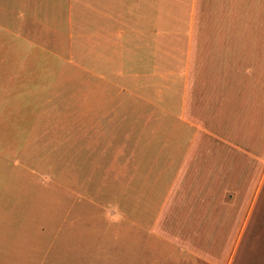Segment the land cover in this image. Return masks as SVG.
Instances as JSON below:
<instances>
[{"label":"crops","instance_id":"crops-1","mask_svg":"<svg viewBox=\"0 0 264 264\" xmlns=\"http://www.w3.org/2000/svg\"><path fill=\"white\" fill-rule=\"evenodd\" d=\"M85 11L86 35L102 36L101 82L118 90V130L134 133V178L149 180L150 197L158 191L149 209L155 226L181 227L182 237L120 230L124 220L108 223L115 235H60L62 223L52 235H30L21 225L16 235L0 236L2 245H20L29 254L22 264H217L224 257L217 245L227 243L231 264H264V0H85ZM105 94L97 92L85 114L94 133L111 131ZM22 190H0V227L13 221L8 213L26 209ZM39 200L27 208L43 209L54 196L42 199L48 205ZM55 202L49 210L64 213L61 198ZM177 241L186 251L168 246Z\"/></svg>","mask_w":264,"mask_h":264},{"label":"rangeland","instance_id":"rangeland-1","mask_svg":"<svg viewBox=\"0 0 264 264\" xmlns=\"http://www.w3.org/2000/svg\"><path fill=\"white\" fill-rule=\"evenodd\" d=\"M85 14V0H0V190L22 187L27 207L34 206L37 199V205H48L42 199L53 196L52 205L57 198L65 205L64 213H53L48 208L52 205L8 213L14 215L13 221L9 227H0V236L16 235L21 225L30 235H52L60 223V235L73 230L78 235H105L108 231L115 235L117 228H107L108 223L125 220L128 224L120 230L180 238L181 227L155 226L157 213L149 209L155 205L158 191L150 197L149 180L134 178V133L118 130L113 112L118 90L114 84L101 82L102 36L86 35ZM105 38L108 56L111 37ZM108 71L105 76L116 81V73ZM102 90L111 111L105 122L111 131L94 133L86 127L85 114ZM125 119L127 116L122 117V125ZM120 142L125 144L121 159ZM0 198L5 201L4 196ZM76 220L78 228L73 229ZM46 221H53L52 225L40 230L38 225ZM83 221L86 226L79 224ZM89 222L103 227L89 228ZM3 243L0 264H22V259L29 258L20 245ZM168 246L179 254L188 245L177 241ZM222 247L224 257L217 258V264H231L234 245H217V252ZM174 264L210 262L180 258Z\"/></svg>","mask_w":264,"mask_h":264}]
</instances>
